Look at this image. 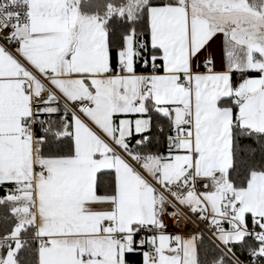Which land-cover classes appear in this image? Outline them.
<instances>
[{
	"label": "snow or ice",
	"instance_id": "6c2138e0",
	"mask_svg": "<svg viewBox=\"0 0 264 264\" xmlns=\"http://www.w3.org/2000/svg\"><path fill=\"white\" fill-rule=\"evenodd\" d=\"M0 264H264V0H0Z\"/></svg>",
	"mask_w": 264,
	"mask_h": 264
},
{
	"label": "built area",
	"instance_id": "2783aa9c",
	"mask_svg": "<svg viewBox=\"0 0 264 264\" xmlns=\"http://www.w3.org/2000/svg\"><path fill=\"white\" fill-rule=\"evenodd\" d=\"M170 230H171V225H170Z\"/></svg>",
	"mask_w": 264,
	"mask_h": 264
}]
</instances>
